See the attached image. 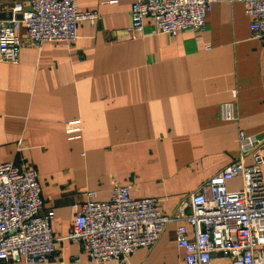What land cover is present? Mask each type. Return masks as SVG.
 <instances>
[{
  "label": "crops",
  "instance_id": "0c3cea01",
  "mask_svg": "<svg viewBox=\"0 0 264 264\" xmlns=\"http://www.w3.org/2000/svg\"><path fill=\"white\" fill-rule=\"evenodd\" d=\"M28 2L0 0V19H11L14 3L27 11ZM132 2L76 0L99 17L80 22L75 42L36 47L21 24L19 63L0 62V162L31 165L54 213V257L36 264H97L64 240L90 192L107 201L118 181L167 215L239 157V131L262 140L264 158V45L242 0H215L203 30L171 37L153 34L147 18L143 33L128 35ZM230 101L237 121L225 122L219 110ZM72 120L82 123L80 140L65 135ZM261 180L264 187V164ZM241 186L239 177L227 182L230 192ZM176 226L125 264H184ZM210 264L230 263L218 254Z\"/></svg>",
  "mask_w": 264,
  "mask_h": 264
},
{
  "label": "built area",
  "instance_id": "2783aa9c",
  "mask_svg": "<svg viewBox=\"0 0 264 264\" xmlns=\"http://www.w3.org/2000/svg\"><path fill=\"white\" fill-rule=\"evenodd\" d=\"M215 0H133L130 25L134 37L151 21L155 35L175 36L180 31L205 28V16ZM251 19L249 29L264 45V0H242ZM9 7L10 20L0 19V62L17 64L23 42L17 32L23 24L27 40L36 47L47 42H75L80 22L93 25L99 15L80 11L76 0H29ZM1 13V9H0ZM22 14L21 19L15 15ZM232 99L236 90L231 91ZM219 117L237 121L235 102L220 106ZM82 123L67 121L65 135L80 140ZM240 155L224 170L186 197L172 214L164 215L155 198L131 197L130 187L114 182L107 201L90 192L80 204L64 240L79 244L90 263L125 264L139 249L150 250L170 223H176L175 242L185 253L184 264H210L215 255L230 264H264V164L261 139L239 131ZM249 158V165L244 160ZM241 179L230 192L227 182ZM38 173L29 164L0 162V264H36L52 261L57 239L53 236V211L45 209ZM186 226L192 228L187 235ZM78 261V259H76Z\"/></svg>",
  "mask_w": 264,
  "mask_h": 264
},
{
  "label": "water",
  "instance_id": "95a60500",
  "mask_svg": "<svg viewBox=\"0 0 264 264\" xmlns=\"http://www.w3.org/2000/svg\"><path fill=\"white\" fill-rule=\"evenodd\" d=\"M9 17L11 18V14L9 15ZM1 18V17H0ZM16 18H17V16H16ZM18 19V18H17Z\"/></svg>",
  "mask_w": 264,
  "mask_h": 264
}]
</instances>
